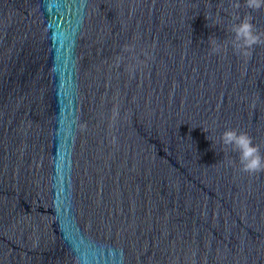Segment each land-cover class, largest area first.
<instances>
[{"label":"water","instance_id":"water-1","mask_svg":"<svg viewBox=\"0 0 264 264\" xmlns=\"http://www.w3.org/2000/svg\"><path fill=\"white\" fill-rule=\"evenodd\" d=\"M232 3L0 0V264H264V172L220 140L264 155V45L231 46L264 8Z\"/></svg>","mask_w":264,"mask_h":264},{"label":"clouds","instance_id":"clouds-1","mask_svg":"<svg viewBox=\"0 0 264 264\" xmlns=\"http://www.w3.org/2000/svg\"><path fill=\"white\" fill-rule=\"evenodd\" d=\"M244 4L252 10L264 8V0H244ZM232 6L239 9V0H233ZM235 19L238 22L231 25L233 33L231 46L236 54L250 57L254 46L264 45V33L257 31L251 15L243 18L236 16ZM211 42L213 44L212 53L220 54L223 46L216 38H211ZM220 140L226 148H231L232 151L238 153L241 171L249 174L264 172V155H261L259 145L253 143V138L248 133L226 129L221 134Z\"/></svg>","mask_w":264,"mask_h":264}]
</instances>
